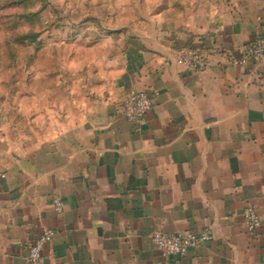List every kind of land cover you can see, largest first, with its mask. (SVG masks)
<instances>
[{"label":"crops","instance_id":"0c3cea01","mask_svg":"<svg viewBox=\"0 0 264 264\" xmlns=\"http://www.w3.org/2000/svg\"><path fill=\"white\" fill-rule=\"evenodd\" d=\"M114 1L96 28L59 44L63 87L48 93L47 123L30 141L0 138V264H30L46 229L56 236L40 264H264V58L229 63L264 37V0L178 19ZM181 49L208 68L188 71ZM138 91L153 105L132 123L124 103ZM251 204L256 234L245 227ZM206 229L213 240L185 257H163L150 240Z\"/></svg>","mask_w":264,"mask_h":264},{"label":"rangeland","instance_id":"374dc122","mask_svg":"<svg viewBox=\"0 0 264 264\" xmlns=\"http://www.w3.org/2000/svg\"><path fill=\"white\" fill-rule=\"evenodd\" d=\"M14 1L0 0V138L16 143L30 141L39 125L47 123L48 108L54 102L48 93L63 87L56 84L63 72L60 60L64 52L62 45L58 50L59 44L65 37L77 38L81 30L96 28L100 21L94 15L107 11L114 0H48L44 9L30 3L16 8ZM195 1L141 0L140 7L170 11L178 19L197 5L218 6L226 0ZM123 8L121 11L126 10ZM65 30H69L66 36ZM31 31L40 32L36 41L26 37Z\"/></svg>","mask_w":264,"mask_h":264},{"label":"built area","instance_id":"2783aa9c","mask_svg":"<svg viewBox=\"0 0 264 264\" xmlns=\"http://www.w3.org/2000/svg\"><path fill=\"white\" fill-rule=\"evenodd\" d=\"M264 58V37H258L247 44L240 58H230L229 63L234 66H244L250 61L259 62ZM176 59L192 73L205 71L208 68V59L192 49H181L176 54ZM153 105L152 97L145 91H138L127 96L124 103V115L129 122L142 121ZM52 206L57 215L64 212V203L59 195L52 199ZM245 227L250 234H256L262 226V218L257 205H248L244 211ZM53 229H46L39 240L33 244L28 253L30 264H40L43 251L55 239ZM209 230L199 232L188 231L182 233H166L154 231L150 240L160 251L163 257H185L189 252L213 240Z\"/></svg>","mask_w":264,"mask_h":264},{"label":"trees","instance_id":"16d2710c","mask_svg":"<svg viewBox=\"0 0 264 264\" xmlns=\"http://www.w3.org/2000/svg\"><path fill=\"white\" fill-rule=\"evenodd\" d=\"M29 3L30 4H35V5L36 4H41L43 6V9H44L45 6H47L48 0H15L13 5L16 8H20V6L24 7V6L28 5ZM34 16H35V14H33L31 17H34ZM26 18H30V17L28 15H26ZM27 35H26V37L31 38V41H36L39 38V36H40V32L31 31Z\"/></svg>","mask_w":264,"mask_h":264},{"label":"water","instance_id":"95a60500","mask_svg":"<svg viewBox=\"0 0 264 264\" xmlns=\"http://www.w3.org/2000/svg\"><path fill=\"white\" fill-rule=\"evenodd\" d=\"M1 145H5V144H3V143H0V146H1Z\"/></svg>","mask_w":264,"mask_h":264}]
</instances>
